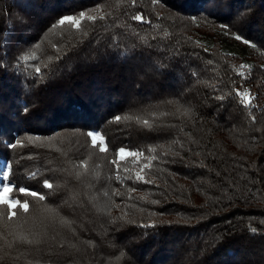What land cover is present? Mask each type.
Wrapping results in <instances>:
<instances>
[{
    "label": "trees",
    "instance_id": "trees-1",
    "mask_svg": "<svg viewBox=\"0 0 264 264\" xmlns=\"http://www.w3.org/2000/svg\"><path fill=\"white\" fill-rule=\"evenodd\" d=\"M0 160V264H264V0H0Z\"/></svg>",
    "mask_w": 264,
    "mask_h": 264
},
{
    "label": "snow or ice",
    "instance_id": "snow-or-ice-1",
    "mask_svg": "<svg viewBox=\"0 0 264 264\" xmlns=\"http://www.w3.org/2000/svg\"><path fill=\"white\" fill-rule=\"evenodd\" d=\"M133 3H135V0H133ZM87 19L90 21L95 22L97 17L96 16H92V15H87L84 11H81L77 16L74 15H65L63 16L61 19H59L58 21V25L59 26H63L65 24L74 26L79 28L81 26V21L83 19ZM101 19H103V17H100ZM133 20L138 21V22H144V17L140 14H137L135 16L132 17ZM53 27H57V25H53ZM226 27V26H224ZM235 39L237 40H241L242 37L239 35L235 36ZM245 44H250L249 41L244 40L243 41ZM37 47H39V45H37ZM35 59L34 56H30V55H25L23 57L24 61H28V60H33ZM242 68L245 66H241ZM40 68L36 67L35 68V73L37 75L40 74ZM193 75H195V73H193ZM241 75H243L241 73ZM236 96L240 98L241 103L245 104V106H248L251 104V97L249 96V94L245 93V92H240V91H236ZM218 99L223 100L224 97L220 96L217 97ZM24 111H27V108L24 109ZM187 114V113H185ZM116 122H119L121 120L120 116H116L115 118ZM145 124H147L148 122L145 121ZM87 136L91 138V143L93 145V147H97L99 146V151L101 153H106L108 151V148L106 146L105 143V137L103 135L100 134V132L95 131V130H89L87 132ZM17 143H11L8 147L10 148H16L17 147ZM150 151H155V149H150ZM144 154L143 152L140 151H132V150H128L125 147L121 146L116 150V156L118 157V160L123 161L125 160V158L127 157H133V158H138V157H142ZM148 160V163L143 164V166L141 167L139 172L135 173V177H134V182H143V183H151V181L147 180L145 178V175H143L142 173L144 172L145 169H148L151 167V163L153 160L156 159L155 156H152L151 158H145ZM3 163V168H0V176L3 177V181H7L9 179V176L12 172V163L9 160H4L2 161ZM111 163L116 164L117 160H113ZM125 172L129 171V169H124ZM36 173L33 172L31 173V175L29 176V178H35ZM116 179L120 180L121 177L119 176V174L117 173L116 175ZM123 179H133V177L128 176V177H124ZM3 181H0V187H2V190H0V205H3L7 208V221L11 222L14 219H19L18 216V212L17 210H19L20 212L27 214L29 213V197L31 198H36L39 201H44L45 200V196L43 194L38 193L35 190H32L28 187L25 186H21V185H17L14 182L11 183V186L9 183H4ZM44 188L46 189H52L53 188V184L48 180V179H44L43 180V185ZM129 191H134V189H130ZM14 193V194H13ZM105 196L108 195L107 192L104 193ZM0 216H3V213H0ZM65 223H70L68 221H65ZM8 225L5 224V227H7ZM142 227H154L155 225H141ZM253 231H255V229H253ZM22 240L26 241L27 243H38V241H33V240H28L27 237L21 236L20 237ZM123 255V254H121Z\"/></svg>",
    "mask_w": 264,
    "mask_h": 264
},
{
    "label": "rangeland",
    "instance_id": "rangeland-1",
    "mask_svg": "<svg viewBox=\"0 0 264 264\" xmlns=\"http://www.w3.org/2000/svg\"><path fill=\"white\" fill-rule=\"evenodd\" d=\"M23 19V18H21ZM58 22V20H57ZM70 26L68 24H65L63 26H59L57 24V33H61L63 34L65 31H66V28ZM3 165L2 163V160H0V168H3ZM106 168V164L102 165V166H98V168H94V172L96 171H103L104 169ZM91 169V167H90ZM89 169V170H90ZM4 183H8L7 181H3ZM0 190H2V187H0ZM97 191L99 192L100 190L96 189L95 191H93L91 194H90V197H91V200H95L96 204L98 206H100L101 208H106L109 204L112 203L113 199L115 198V195L114 197L110 194L109 196H105L104 194H102V191L101 192V197L100 198H97ZM125 212V211H123Z\"/></svg>",
    "mask_w": 264,
    "mask_h": 264
}]
</instances>
